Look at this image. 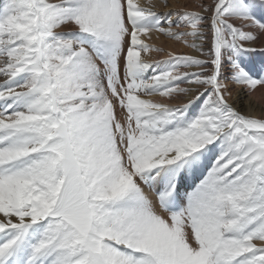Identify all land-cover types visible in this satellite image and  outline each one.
Segmentation results:
<instances>
[{
    "label": "snow or ice",
    "instance_id": "obj_1",
    "mask_svg": "<svg viewBox=\"0 0 264 264\" xmlns=\"http://www.w3.org/2000/svg\"><path fill=\"white\" fill-rule=\"evenodd\" d=\"M256 57L264 0H0V264H264Z\"/></svg>",
    "mask_w": 264,
    "mask_h": 264
},
{
    "label": "bare ground",
    "instance_id": "obj_2",
    "mask_svg": "<svg viewBox=\"0 0 264 264\" xmlns=\"http://www.w3.org/2000/svg\"><path fill=\"white\" fill-rule=\"evenodd\" d=\"M180 3H186V0H179ZM188 2V0H187ZM145 39L146 43H150L153 44L157 47L162 46V45H166L168 50H174L177 53H188V50L183 48L182 45L174 43V42H170V41H166L163 37L157 38V36L155 34H152V39L151 40H147ZM154 59H162L163 57H159L156 56L155 53L152 54ZM264 59V57H256V63H259L260 60ZM254 103L257 104V106H262L264 105V97H262L261 93H257L256 97L254 98ZM241 110H245L244 109V105L243 103H241Z\"/></svg>",
    "mask_w": 264,
    "mask_h": 264
},
{
    "label": "rangeland",
    "instance_id": "obj_3",
    "mask_svg": "<svg viewBox=\"0 0 264 264\" xmlns=\"http://www.w3.org/2000/svg\"><path fill=\"white\" fill-rule=\"evenodd\" d=\"M186 2H187V0H186ZM3 82V79L2 78H0V83H2Z\"/></svg>",
    "mask_w": 264,
    "mask_h": 264
}]
</instances>
